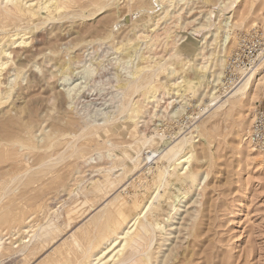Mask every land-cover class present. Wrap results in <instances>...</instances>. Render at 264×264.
Listing matches in <instances>:
<instances>
[{"label":"rangeland","instance_id":"obj_1","mask_svg":"<svg viewBox=\"0 0 264 264\" xmlns=\"http://www.w3.org/2000/svg\"><path fill=\"white\" fill-rule=\"evenodd\" d=\"M77 1L72 0L56 10L51 8L49 12L38 9L39 15L33 21L25 15L23 18L6 16L13 3L0 0V58L8 61L1 70L0 78L4 83L0 88H9L11 92L8 101L5 100L0 107L3 113H0V206L3 203V208H0V238L1 247L5 246L0 249V264H76L75 260L70 261L75 254L86 264L90 258L87 260L81 250L70 246V233L80 234L114 194L140 189L142 200L154 195V171L164 163L160 157L163 143L167 140L173 144L183 129L195 133L190 167L198 174L199 181L192 185L187 181L182 183L177 181L176 174H172L162 186L161 198L165 205L159 216L160 230L150 248L155 256L152 260L156 263L153 264H163L160 255L164 252H170L165 257L167 264H264V155L258 151L249 152L244 142L256 107L264 104V82L260 83L256 97L247 100L243 109L228 105L226 110L223 108L215 113L208 97L200 96L203 85L196 86L194 91L187 90L184 97L178 98L181 90L176 93L171 83L184 77L194 81L202 79L201 71L195 67L199 61L205 63L207 60L211 71L220 69L214 62V55L219 50L221 34L226 26L224 10L219 7L221 0ZM240 3L243 6L236 11L233 20L238 19L239 11L246 14L252 0H241ZM252 6L245 27L234 29L236 39L228 48L226 60L237 46L240 34L253 27L264 32V0H254ZM211 10L214 13H211V21H207L205 16ZM215 31L216 39L212 40L211 34ZM21 35L26 38L25 42L20 43ZM201 45L206 58L197 53ZM134 47L141 50L136 57L131 56ZM5 49L8 50L7 56L3 55ZM129 56L135 59L128 61ZM89 61H95L93 63L97 66L92 75L85 77L82 64L88 65ZM160 61L165 63L162 68ZM68 63L72 66L71 79L79 77L81 84L86 83L82 96L73 103L67 97V82L62 78V67ZM134 66L141 67L142 75L139 73L142 78L139 81L147 85L142 87L144 92L142 88L137 91L130 89L131 92L126 91L129 94L125 92L124 95L117 91L121 84L119 76L124 77L127 69ZM172 70L175 71L171 73ZM209 70L207 74L211 73ZM14 72L17 78L14 77L9 84ZM94 81L99 85L93 86ZM146 90H155L159 98H156V104L155 97L148 100L146 95L150 92ZM128 101L131 102L129 112L128 109L122 112L120 105ZM133 108H139L138 113L137 110L133 113ZM206 108L211 110L206 112ZM173 110H177L176 114ZM202 111L206 112L205 115ZM126 117L132 121L123 133L121 126L128 120ZM90 119H94V127H86L90 131L93 129V136L88 141L91 133L84 134L87 130L82 126L85 122L90 124ZM157 133L164 134L163 142ZM148 135H154L157 141L150 139L149 143H144ZM84 141L87 147L83 145V150L87 149L84 153L92 156L88 160L73 154V148L80 147ZM124 146L128 148L127 155L123 152ZM132 146L137 148L133 150ZM138 146L140 158L133 170V161L129 157L139 150ZM99 150L102 151L101 157L96 154ZM106 166L113 168L115 171H110L118 173L116 175L122 177V182L115 177L120 185L88 214L89 204L83 203V192L95 179H104ZM178 187L180 193L175 203L177 210H174L171 206ZM70 217H74L73 220ZM52 219L59 222V228L46 235L41 228L44 231L43 226ZM35 230L42 232V236L32 237ZM23 242H29V248L36 247V253L31 254L33 256L27 250L19 252ZM35 242L37 245L33 244ZM82 242L85 249L88 242ZM104 243L101 241L93 251ZM8 246L18 249V252L6 248Z\"/></svg>","mask_w":264,"mask_h":264},{"label":"bare ground","instance_id":"obj_2","mask_svg":"<svg viewBox=\"0 0 264 264\" xmlns=\"http://www.w3.org/2000/svg\"><path fill=\"white\" fill-rule=\"evenodd\" d=\"M10 1L11 3H13V7L11 10H9L8 7V15L6 16H9V17H22V15H25V16H28V18L30 20H33L37 18V15H39V10L40 9H45L46 11H50L52 10L51 8L53 9H58L60 6H65V4L69 3V2H72V0H8ZM241 0H230V1H227V0H221L220 1V9H222V11L224 10V12H222L224 14V18L226 20V26H224L223 28V31H222V34H221V39H220V44H219V50L218 52H216V59H214V62L215 63H218L219 66H220V69L216 70V71H211L209 70L208 68V65L209 63L207 62V60L205 61V63H201L200 61L199 62H196L195 63V67H196V70H200L201 71V74H200V77L202 79H199V81H194L192 79H188V78H184L181 79V80H178V81H174V82H171L173 85H174V88H176V93L179 92L181 90L180 93L178 94H181L178 98H181V96L183 95L184 97V93L187 91V90H190V91H194L195 87L200 85L202 86L203 85V90L202 92H200V96L201 95H206L208 98L207 100H209L211 103H213V106L211 108H213V113L217 112L218 110H221V109H225V107H227L228 105L230 107H233V106H238L239 108L243 109L245 106H246V103L248 102L247 100H250L254 97H256V95L258 94V87L260 85V83L264 82V60L251 72H249L246 77L244 78V80L239 83L231 92H229L228 94H226L225 96H220V94H217V86L218 84L222 81L223 79V75H224V71H225V67H226V63H227V60H226V55L228 54V48H230V45L233 44L235 42V39H236V33H234V29L237 28V27H241V26H244L245 27V22H246V19H248V14H249V17H250V11L253 9V2L254 0H252V3H251V7H249L247 9V12L246 14H243L241 11L238 12V19H234V16H235V13L236 11L240 10V6L242 5V3H240ZM76 2H78L76 0ZM76 4V3H75ZM74 4V5H75ZM243 6V5H242ZM39 9V10H38ZM219 9V10H220ZM228 9V11L226 12L225 10ZM218 10V11H219ZM1 11V10H0ZM42 12V11H41ZM40 12V13H41ZM124 12V11H122ZM221 12V11H220ZM253 12V11H252ZM5 13V12H4ZM47 13V12H46ZM211 13H214V10H211V12H209V14L207 13V15L205 16V19L207 21H211V17H212V14ZM222 13H219L218 15L222 14ZM50 14V13H49ZM47 14V15H49ZM237 14V13H236ZM0 17H2V13L0 14ZM41 17V16H40ZM48 17V16H47ZM20 18V19H21ZM2 19V18H1ZM8 19V18H7ZM25 19V17H24ZM142 19V18H141ZM148 19V18H147ZM151 19V18H150ZM149 20V19H148ZM21 21H23V19H21ZM41 21V20H39ZM147 22V20H145ZM5 23V22H4ZM149 23V21H148ZM147 23V24H148ZM209 23V22H207ZM254 23H257L256 21ZM144 24V23H143ZM206 24V23H205ZM145 25V24H144ZM202 25V24H201ZM147 26V25H146ZM149 27V26H148ZM16 34H19V32H16ZM24 35V34H23ZM23 35H21L19 38V41L20 43L21 42H25L26 38L23 37ZM216 35H217V31L215 32H212L211 36H212V40H215L216 39ZM210 36V37H211ZM205 37V36H204ZM13 42H16V41H13ZM190 45V44H189ZM139 47H134V50H133V54H131V56L133 57H136L138 56V53L139 52ZM181 50V49H180ZM202 45L201 47L199 48L198 50V54L200 55V57H204V53H202ZM141 51V50H140ZM8 54V50H4L3 52V55H6ZM7 56V55H6ZM229 56V55H228ZM227 56V58H228ZM130 57V56H129ZM208 57V56H207ZM128 58L127 60L130 61L132 59H135V58ZM7 59V57H6ZM144 59V58H143ZM88 60V59H86ZM119 60V59H118ZM121 61V60H120ZM162 61V60H161ZM160 61V62H161ZM187 61V60H186ZM6 62H8L7 60H4L3 58H0V74H1V70L3 68V66L6 64ZM95 62V61H93ZM89 61L88 65L86 64H82V72H83V75L85 77H87L88 75H92L94 70L96 69V66L97 65H94V63ZM119 62V61H118ZM133 62V61H132ZM188 62V61H187ZM120 63V62H119ZM127 63V62H126ZM164 63L161 62V68H162V64ZM211 63V62H210ZM214 63V64H215ZM128 64V63H127ZM126 64V65H127ZM212 64H213V61H212ZM165 65V63H164ZM6 67V66H5ZM159 67V65H158ZM211 67V65H210ZM12 68V67H11ZM64 74H63V82H67V87H65L66 89V94H67V97H69L68 99L71 98L70 102L73 103L76 99H78L81 95V92H82V88L86 85V83H83L81 84L82 81H78V78H75V79H71L70 77V73L72 72V66L70 65V63H68L67 65H65L64 67ZM128 68V67H127ZM141 67H137V66H134L133 69H127V75H123L124 77L121 78V76H119L120 80H121V84L120 86H118V92L120 93H124V95L127 93L126 91H129L130 89H133L134 91H137L139 90L140 88L144 87L145 88V85H147V83L143 84L142 81L140 82L139 81V78L142 76H140V73L142 75V72H140ZM144 68V67H143ZM146 68V67H145ZM14 69V68H13ZM148 69V68H147ZM173 69V68H172ZM211 69V68H210ZM18 70V69H17ZM100 70V69H99ZM144 70V69H143ZM142 70V71H143ZM211 72L210 74H207L206 71ZM81 71V70H80ZM79 71V72H80ZM154 71V70H153ZM156 71V70H155ZM170 71V70H169ZM173 71L175 70H172L171 73H173ZM140 72V73H139ZM206 72V73H205ZM15 73V72H14ZM19 73V71H18ZM92 73V74H91ZM116 74V73H115ZM114 74V75H115ZM144 74V73H143ZM155 74V73H154ZM12 75V74H11ZM152 75V73H151ZM150 75V76H151ZM17 76V73H15L13 75L12 78H9V84L11 83V80ZM5 78V77H4ZM140 78V79H141ZM6 79V78H5ZM145 79V78H144ZM221 79V80H220ZM96 80V79H95ZM147 80V79H145ZM144 80V81H145ZM3 81V78L1 80L0 78V86L2 87V82ZM149 81V80H148ZM151 81V80H150ZM149 81V82H150ZM211 81V82H210ZM220 81V82H219ZM86 82V81H84ZM95 82V81H94ZM148 82V83H149ZM219 82V83H218ZM91 83V81H90ZM106 83V82H105ZM142 83V84H141ZM218 83V84H217ZM94 85L93 86H97L99 85V82H95L93 83ZM5 85V84H4ZM103 85V84H102ZM106 86V85H105ZM198 86V87H200ZM87 87V86H86ZM197 87V88H198ZM85 88V87H84ZM96 88V87H95ZM142 88L143 92H144V89ZM196 88V89H197ZM201 88V89H202ZM147 89V88H146ZM132 90V91H133ZM133 91V92H134ZM147 91V90H146ZM149 91V90H148ZM147 91V92H148ZM155 91V90H154ZM154 91H149V95L147 94V98L149 100V98L151 97H155V99H159L157 94L154 92ZM126 92V93H125ZM131 92V90H130ZM175 92V91H174ZM11 93V92H10ZM9 88H0V107L3 105L4 101L7 100V98H9ZM142 93V91H141ZM140 93V94H141ZM188 93V92H187ZM83 94V93H82ZM129 94V92L127 93ZM195 94V93H193ZM199 94V93H198ZM11 95V94H10ZM115 95V94H114ZM120 96V95H119ZM127 96V95H126ZM121 97V96H120ZM122 97H124L122 95ZM131 97V96H130ZM143 97V96H142ZM145 97V96H144ZM66 98V97H65ZM119 98V97H118ZM177 98V97H176ZM121 99V98H119ZM118 99V100H119ZM141 99V98H140ZM146 99V98H145ZM157 99L155 100V104H156V101ZM162 99V97H161ZM117 100V101H118ZM182 100V99H181ZM180 100V101H181ZM8 101V100H7ZM208 101V103H209ZM6 102V101H5ZM113 102V101H112ZM158 102V101H157ZM250 102V101H249ZM131 102L128 101L124 104L123 102V105H120L121 106V111L123 112V110H127L128 109V112H129V109H130V104ZM171 103V102H169ZM142 104V109H143V103ZM249 104V103H248ZM112 105V104H111ZM206 105V104H205ZM135 106V105H134ZM140 106V105H139ZM157 106V105H156ZM249 106V105H248ZM117 107V105L115 106ZM132 107V106H131ZM177 107V106H176ZM4 108V107H3ZM210 108V110H211ZM6 109V108H4ZM117 109V108H115ZM139 109V108H138ZM138 109H135L133 108L132 110L136 111L137 110V113H138ZM207 111L206 112H209L208 109L209 108H206ZM223 109V110H224ZM8 110V108H7ZM10 110V108H9ZM13 110V109H12ZM179 110V108H178ZM6 111V110H4ZM132 111V112H133ZM135 111L133 113H135ZM143 111V110H142ZM205 111V110H204ZM211 111V112H212ZM222 111V110H221ZM245 111V110H244ZM140 112V111H139ZM173 112H175L174 114H176L177 110H173ZM201 112V111H200ZM203 112V111H202ZM206 112H203L204 115ZM1 113V112H0ZM13 113V112H12ZM125 113V111H124ZM179 113V112H178ZM3 115V113H1ZM94 114V113H93ZM131 114V113H130ZM129 114V115H130ZM173 114V113H172ZM138 115V114H137ZM13 116V115H12ZM112 116V115H110ZM133 116V115H132ZM140 116V115H139ZM212 116V115H211ZM209 117V116H207ZM254 117V116H253ZM253 117H251V120L253 121ZM112 119V117H110ZM109 118V119H110ZM114 118V117H113ZM122 118V117H121ZM128 118V117H126ZM130 118L132 119L131 115H130ZM130 118H128V120L126 122H123V126H121V128L124 130L123 133L125 132V129L128 128V126L130 125L131 121H135L134 119L130 120ZM134 118V116H133ZM5 119V118H3ZM125 119V118H122V120ZM94 120V119H93ZM92 120V121H93ZM121 120V121H122ZM88 121V120H87ZM91 119L90 121V124L85 122L83 124V129H86L87 131L85 132L84 131V134L85 133H91L93 131V129H91V131L87 128L94 127V122H92ZM96 121V120H95ZM105 121V119H104ZM78 122V121H77ZM81 124V123H80ZM252 124V123H251ZM12 125V124H11ZM31 125V124H30ZM34 125V124H33ZM99 125V124H98ZM101 125V123H100ZM26 126V124H25ZM137 127V123H135V125ZM28 127V126H27ZM87 127V128H86ZM95 127H97V125H95ZM100 127V126H98ZM97 127V128H98ZM197 127V126H196ZM11 128V127H10ZM134 128V127H133ZM183 128V127H182ZM251 128V126H250ZM27 129V128H26ZM29 129V128H28ZM27 129V130H28ZM137 129V128H136ZM30 130V129H29ZM89 130V131H88ZM96 130V128H95ZM94 130V132H96ZM182 130V129H181ZM8 131V130H7ZM83 131V130H82ZM180 131V130H179ZM249 130H247V135L245 136V149H247L248 151L251 150V151H258V153H261L262 155H264V150L262 149H258L256 148L252 143L251 141L249 140ZM29 133V131H28ZM89 133V134H90ZM93 133V132H92ZM91 133V135H89L87 138L90 139V136H93ZM178 133V132H176ZM246 133V132H245ZM83 134V133H82ZM95 134V133H94ZM180 134V135H179ZM179 135L178 136V139L172 144L171 141H164L163 143V147H162V151L163 153L161 154V158L164 160V163L163 165L161 166H158L157 170L154 171V178L156 180V186H155V189L153 191L154 192V195L151 194L149 196V198L145 199V200H142L141 197H140V194H141V190L137 191H130V192H127L126 194H118V195H115L113 196V198H109V200L107 201V203L102 206L101 210H99V212H96L97 214L94 215L92 218H91V221L88 222V224L81 230L80 234H76V232H73V233H70V242H71V245L72 247H77L79 250H81L80 252L82 253V255L84 257L87 258V260L90 258V261H88L86 264H153L156 263L155 260H152L153 257V254L150 250L152 244H153V241L155 239V237L157 236V232H158V229H159V225L158 222H159V216L162 214V211L164 210V200H162L161 198V194H162V186H165V183H167L168 179L167 177L169 175H175L176 174V179L177 181L179 182H182L183 181H187L189 182L191 185L194 184L196 181H199L198 180V174L195 173L193 170H191V167H190V164H191V160H192V156H193V151H192V145L193 142H194V138H193V134H195L192 130H189V131H186L185 129H183L181 132H179ZM151 135V134H150ZM155 135V134H154ZM154 135L152 136H149L148 135V138H146V142L144 143H149V140L150 139H154ZM158 138L159 140H162L163 139V135L164 134H158L157 133ZM176 135V136H177ZM175 137V136H174ZM93 137H91V140ZM145 138V137H144ZM142 139V138H141ZM95 140V138H94ZM144 140V139H143ZM158 140V141H159ZM89 141V140H88ZM140 141V140H139ZM152 141V140H151ZM157 141V140H155ZM154 141V142H155ZM174 141V139H173ZM15 142V141H14ZM93 142V141H92ZM135 142V141H134ZM153 142V141H152ZM163 142V140L161 141ZM86 142L84 141V143L80 146V147H74L73 148V154H76L77 158H79V156H82L83 158H86L85 160H88L90 159L92 156H87V154L84 153L85 150H83V145H85L84 147H86ZM151 143V142H150ZM160 143V142H159ZM8 144V143H7ZM14 144V143H13ZM89 144V143H88ZM91 144V143H90ZM132 144V143H131ZM138 144V142H137ZM136 144V146H137ZM142 144V143H141ZM128 145V144H127ZM140 145V143H139ZM145 145V144H144ZM143 145V146H144ZM5 146V145H4ZM79 146V145H78ZM89 146H92V145H89ZM129 146V145H128ZM131 146V145H130ZM15 147V146H14ZM99 147V146H98ZM125 148H123V152L125 151V153L128 151V148L127 146H124ZM133 147V146H132ZM131 147V148H132ZM3 148V147H2ZM18 148V147H17ZM87 148V147H86ZM134 148V147H133ZM137 148V147H136ZM136 148H134L133 150H135ZM20 149V147H19ZM18 149V151H19ZM22 149V148H21ZM97 149V148H95ZM110 149V148H109ZM138 149L139 150H136L135 153L130 156L129 158L132 159L133 161V170H134V167L135 169L137 168L138 164H136V161L140 158L139 157V152H140V148L138 146ZM1 150V149H0ZM13 150V149H12ZM96 151V150H95ZM20 152V151H19ZM102 151H97V155H99L100 157L102 156ZM250 152V151H249ZM15 153V152H14ZM252 153V152H251ZM5 154V153H4ZM107 154H109L107 152ZM128 153H126L127 155ZM89 155V154H88ZM92 155V154H91ZM86 156V157H85ZM94 156V155H93ZM128 157V156H127ZM11 158V157H10ZM14 159V158H13ZM18 160V159H17ZM84 160V161H85ZM92 160V159H91ZM161 162V160H159ZM46 162V161H45ZM139 163V162H137ZM156 163V161H155ZM15 164V163H14ZM41 165H44V164H41ZM115 166V165H114ZM113 166V167H114ZM26 167V165H25ZM24 167V168H25ZM108 166H106V170L104 171V179L100 180L99 178L95 179L94 181H92L91 183V186L90 188H86L85 192H83L84 194V202L83 203H88L89 204V208L87 210V213L89 214L91 210L95 209L97 207V205L99 204V202L101 200H103V198H107L109 196V194L117 187L119 186L117 184V180L115 179V177H119L120 179V182H122V177L121 176H118L116 174L118 173H113L111 172L110 170L113 169H108L107 168ZM110 167V166H109ZM156 167V166H155ZM23 168V169H24ZM104 168V167H103ZM26 171H27V168H25ZM100 169V168H99ZM102 169V167H101ZM100 169V170H101ZM105 169V168H104ZM124 169V168H123ZM17 170V168H16ZM114 170V169H113ZM150 170V169H149ZM180 170H182L180 172ZM25 171V170H24ZM29 171V169H28ZM102 171V170H101ZM115 171V170H114ZM125 171V170H123ZM8 172V171H7ZM12 172V171H11ZM15 172V171H14ZM13 173V172H12ZM12 173H10L12 175ZM18 173V171L16 172ZM102 173V172H101ZM120 173V172H119ZM122 173V172H121ZM120 173V174H121ZM9 174V175H10ZM20 175V173H18ZM24 174V173H23ZM39 174V173H38ZM46 174V173H45ZM16 175V174H15ZM114 175V176H113ZM3 176V175H2ZM18 176V175H17ZM21 176V175H20ZM207 176V175H205ZM14 177V175H13ZM1 178V177H0ZM11 178V177H10ZM205 178V177H204ZM153 179V178H152ZM203 178H201V181H202ZM25 180V179H24ZM14 181V180H13ZM18 181V180H17ZM11 182V181H9ZM199 183V182H198ZM196 184V183H195ZM13 185V184H12ZM42 187V186H41ZM137 187V186H136ZM43 188V187H42ZM5 189V188H3ZM72 189V188H71ZM136 189V188H135ZM138 189V187H137ZM144 189V188H143ZM1 190V188H0ZM80 190V189H79ZM118 190V189H117ZM7 191V190H6ZM124 191V190H123ZM152 191V192H153ZM180 191V187H178V192L176 197L174 198L175 200L172 202V208H174V210L176 208L177 205H175L176 203V198L179 197V192ZM5 192V190H4ZM77 192V191H76ZM115 192V191H114ZM14 193V192H13ZM117 193V192H116ZM123 193V192H122ZM38 194V193H37ZM78 194V192H77ZM77 194L76 197L78 196ZM80 194V193H79ZM142 194H144L142 192ZM149 195V194H148ZM147 195V196H148ZM183 195V193H182ZM144 197V196H143ZM75 198V197H74ZM81 198V197H80ZM1 199V198H0ZM82 199V198H81ZM26 200V199H25ZM181 200V199H180ZM30 201V200H29ZM28 201V202H29ZM79 201V199H78ZM77 201V202H78ZM104 202V201H102ZM101 202V203H102ZM179 202V200H178ZM105 203V202H104ZM19 204V203H18ZM32 204V203H31ZM179 204V203H177ZM81 205V204H80ZM83 205V204H82ZM102 205V204H101ZM3 203L1 204L0 208H3ZM5 207V206H4ZM17 207V206H16ZM86 207V206H85ZM78 208V207H76ZM15 209V208H14ZM31 209H32V206H31ZM86 209V208H85ZM5 210V209H3ZM70 210V209H68ZM83 210V209H82ZM97 210V209H96ZM14 211V210H13ZM16 211V210H15ZM72 210H70L69 213H72L71 212ZM77 211V210H76ZM6 214H7V211H5ZM4 212V213H5ZM16 213V212H15ZM80 213V212H79ZM2 214V209H1V213L0 215ZM21 214V213H20ZM64 214V213H63ZM67 214V213H66ZM91 214H93V212H91ZM10 215V213H9ZM12 215V214H11ZM55 215V214H54ZM68 215V214H67ZM71 214H69L68 216H70ZM78 215V214H77ZM18 216V215H17ZM57 216H59L58 214L56 215V218ZM67 216V218L69 219V217ZM82 216V215H80ZM87 216V215H86ZM91 216V215H90ZM20 217H23V216H20ZM75 217V215H74ZM73 217V218H74ZM6 218V217H5ZM10 218V216H9ZM12 218V217H11ZM10 218V220H11ZM13 218H14V215H13ZM51 218V217H50ZM54 218V217H53ZM60 218V217H59ZM58 218V220H59ZM72 217H70V220H73V218L71 219ZM80 218V217H78ZM77 218V219H78ZM16 219H19L18 217H16ZM82 219V218H81ZM7 220V218H6ZM6 220L4 222H6ZM2 221V220H0ZM57 221V220H56ZM53 221L52 220H48V223L43 226V224H41L43 227H45V230L43 231L41 228V231L48 235L52 232H54L56 229L59 228V225L57 223H59L58 221ZM69 221V220H68ZM4 222H2L4 224ZM11 222V221H10ZM22 222V220H21ZM12 223V222H11ZM46 223V222H45ZM64 223V222H63ZM68 223L67 226L69 227L71 224H70V221L69 222H66ZM65 223V224H66ZM83 223V222H82ZM82 223L80 224V226L82 225ZM2 224V225H3ZM9 224V223H8ZM62 224V223H60ZM76 224V223H75ZM86 224V223H85ZM79 225V224H78ZM61 226V225H60ZM64 226V225H63ZM84 226V225H83ZM82 227V226H81ZM39 228V227H38ZM67 228V227H66ZM38 230V229H37ZM66 230V229H64ZM160 230V229H159ZM36 231V230H35ZM60 231V230H59ZM74 231V229H73ZM163 231V230H162ZM39 231H36L35 233L32 234V237H38V236H42V232L41 233H38ZM64 232V231H63ZM66 233V231H65ZM69 233V232H68ZM67 233V234H68ZM164 233V232H163ZM162 233V234H163ZM159 234V233H158ZM45 235V236H46ZM51 235V234H50ZM61 236V235H60ZM49 237V236H48ZM69 238V236H66ZM163 237V236H162ZM61 238V237H60ZM1 239L0 238V249L2 247H5V246H2V242H1ZM39 239V238H38ZM65 239V238H64ZM165 239V237H164ZM167 239V238H166ZM51 241L53 239H50ZM58 240V239H57ZM66 240V239H65ZM87 241L88 242V245L87 247L84 249V247H82V244L83 242L82 241ZM105 241V245L102 246L101 248H99L98 250H95L93 251V249L95 247H97V245L101 242V241ZM37 241V240H36ZM43 241V240H42ZM41 241V242H42ZM45 241H48V239ZM54 241V240H53ZM56 241V240H55ZM63 241V240H62ZM29 242H23L19 248V252H23L21 250H27L29 252V255L31 254H35L36 253V247H34V245L32 246V248H29ZM46 243V242H44ZM49 244V242H47ZM46 243V245H47ZM56 243V242H55ZM62 243V242H61ZM64 243V241H63ZM66 243V241H65ZM68 243V241H67ZM33 244H36L37 243H33ZM50 244H52V242H50ZM160 244V243H159ZM42 245V243H41ZM68 245V244H66ZM162 245V243H161ZM160 245V246H161ZM49 246V245H48ZM61 246V245H59ZM159 246V245H158ZM40 247V244L39 246ZM47 247V246H46ZM50 247V246H49ZM65 247V246H64ZM69 247V245H68ZM70 247V250L71 248ZM6 248H9L11 249V251L13 250V252H18V249H13L12 247L8 246ZM41 248V247H40ZM39 248V249H40ZM63 249V248H61ZM73 249V248H72ZM77 249V250H78ZM173 249V248H171ZM56 250V249H55ZM60 250V248H59ZM69 250V251H70ZM75 250V249H74ZM75 250V251H77ZM78 250V251H79ZM8 251V249H7ZM37 251H38V248H37ZM61 251V250H60ZM67 251V250H66ZM73 251V250H72ZM75 251L74 253L72 254V256H74L75 254ZM171 251V250H170ZM9 253H11L10 251H8ZM62 252V251H61ZM157 252V251H156ZM67 253V252H66ZM71 253V252H70ZM160 253V252H159ZM158 253V255H159ZM165 253V252H164ZM163 255H160L162 256L163 260H162V263L163 264H167V260H165V257H167V254L169 255V253L167 254H164ZM10 255V254H9ZM25 255V254H24ZM28 254H26L27 256ZM66 255V254H64ZM157 255V256H158ZM8 256V255H7ZM33 256V255H31ZM36 256V255H35ZM62 256H63V253H62ZM69 256V255H67ZM82 256V257H83ZM29 257V256H27ZM58 257V256H57ZM61 257V256H60ZM71 257V255L69 256ZM68 257V259H69ZM76 257V259H75ZM75 257L74 259H72V257L70 258V261L72 260H75L76 264H83L85 261H82V259L80 260L77 255L75 254ZM67 258V257H65ZM161 258V257H160ZM30 259V258H29ZM64 259V257H63ZM62 259V260H63ZM159 259V258H158ZM168 259V258H167ZM54 260H56V258L54 257ZM66 260V259H64ZM50 261V259H49ZM48 261V262H49ZM69 261V260H68ZM62 262V261H61ZM65 262V261H63ZM74 262V261H72ZM58 263V262H57ZM56 263V264H57ZM67 263V260L66 262ZM70 263V262H68ZM67 263V264H68ZM61 264V263H60ZM74 264V263H72Z\"/></svg>","mask_w":264,"mask_h":264},{"label":"built area","instance_id":"obj_3","mask_svg":"<svg viewBox=\"0 0 264 264\" xmlns=\"http://www.w3.org/2000/svg\"><path fill=\"white\" fill-rule=\"evenodd\" d=\"M263 60V30L253 27L240 34L237 46L227 58L223 79L217 86V93L225 96L231 92ZM249 140L256 148L264 150V104H259L254 111Z\"/></svg>","mask_w":264,"mask_h":264}]
</instances>
